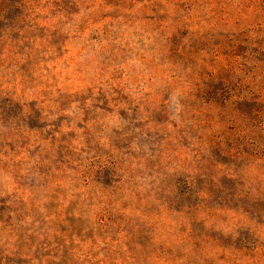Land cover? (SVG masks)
Here are the masks:
<instances>
[{
  "label": "rangeland",
  "instance_id": "obj_1",
  "mask_svg": "<svg viewBox=\"0 0 264 264\" xmlns=\"http://www.w3.org/2000/svg\"><path fill=\"white\" fill-rule=\"evenodd\" d=\"M30 3L0 25V264H264V0Z\"/></svg>",
  "mask_w": 264,
  "mask_h": 264
},
{
  "label": "trees",
  "instance_id": "obj_2",
  "mask_svg": "<svg viewBox=\"0 0 264 264\" xmlns=\"http://www.w3.org/2000/svg\"><path fill=\"white\" fill-rule=\"evenodd\" d=\"M31 5L30 0H0V25L3 23H9L8 26H12L13 22L18 20L17 18L14 19L15 14L21 15L19 19L22 17V14L24 11L29 9V6ZM259 99H254V97L244 96L240 94L235 99H231L229 103V111L234 115L235 117L230 116L234 122H243L242 117H247L246 114L241 113V108L243 110H246L248 108H244V106H248L252 102L256 103ZM227 115V113H226ZM247 126L246 125H240L235 129V133L238 132V139L236 140L237 143H235L231 138V142L238 145L240 148H245L246 146L250 145L252 142L257 144L256 140L249 139L248 137H243L242 133L245 130ZM230 145H228L229 147ZM238 153V152H237ZM236 153V154H237ZM232 157V158H238Z\"/></svg>",
  "mask_w": 264,
  "mask_h": 264
}]
</instances>
